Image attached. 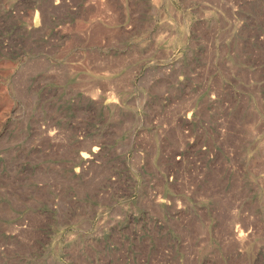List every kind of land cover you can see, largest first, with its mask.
Wrapping results in <instances>:
<instances>
[{
  "label": "rangeland",
  "instance_id": "rangeland-1",
  "mask_svg": "<svg viewBox=\"0 0 264 264\" xmlns=\"http://www.w3.org/2000/svg\"><path fill=\"white\" fill-rule=\"evenodd\" d=\"M0 264H264V0H0Z\"/></svg>",
  "mask_w": 264,
  "mask_h": 264
}]
</instances>
